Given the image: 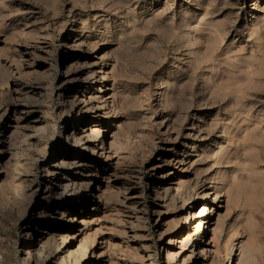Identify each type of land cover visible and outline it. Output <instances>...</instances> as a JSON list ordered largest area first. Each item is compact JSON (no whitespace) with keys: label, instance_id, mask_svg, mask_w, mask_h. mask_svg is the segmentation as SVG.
I'll list each match as a JSON object with an SVG mask.
<instances>
[{"label":"rangeland","instance_id":"rangeland-1","mask_svg":"<svg viewBox=\"0 0 264 264\" xmlns=\"http://www.w3.org/2000/svg\"><path fill=\"white\" fill-rule=\"evenodd\" d=\"M73 36L80 37L77 48L76 45L73 48L65 45ZM0 51V111L4 112L16 103L21 110L26 107L36 112V116L47 121L48 127L47 132L39 135L37 144L23 138L38 128L26 130V125L18 131L13 130L10 147L6 146L12 157L8 156L0 166L4 174L0 180V264H23L24 254L15 241L23 227L19 221L8 219L7 208L15 207L22 216L29 205L27 201L33 197L31 185L37 193L34 206L38 207L37 203L44 200L47 186L42 183L43 172L35 162L49 161L51 153L64 143L62 129L67 114L62 108H68L62 103L65 96L58 89L59 85H69L63 74L72 64L81 70L82 78L88 77L89 87L96 90H88L83 84L67 97L77 93L87 95L91 91L100 96L97 88L101 81L93 77L99 68L108 73L106 83L109 90L118 93L117 113H110L101 124L97 123L99 127L96 128L103 130L98 138L93 137L98 141L97 154L90 147L83 149L65 142L67 150L75 153L80 163L84 160L92 162L83 172L80 171L82 181L86 184L98 174L102 184L98 194L103 193V198L99 202V211L92 218L90 232L97 247L107 249L113 246L108 253L116 255L119 264H166V254H160L161 245H168L170 239L176 238L172 244L173 252H179L182 247L178 245V229L186 228L188 233V225L183 221L186 214L188 211L197 213L208 200L202 199L192 210L191 206L182 208L181 201L177 200L176 204L163 208L164 213L159 218L158 213L150 209L154 195L149 182L151 179L158 181L162 173L152 169L172 155L186 152L192 160H199L197 168L187 171L184 177L192 187L197 180L213 176L218 169L213 158L202 157L204 149L205 153L210 152L219 149L223 143L221 146L228 147L227 150L234 146L236 151L230 150L232 157L244 154L246 148L251 157L257 156L256 164L251 163L252 175H245L247 178L239 185L234 183L233 191L224 185L221 187L220 179L216 182H221L218 185L222 189L216 210L224 217L223 236L232 237L235 244L247 242V226L254 222L256 225H252H255L259 237L257 245L264 252V0H0ZM92 111L87 119L90 127L97 126L90 118L94 114ZM196 116L203 124L217 121L218 125L210 129L212 134L205 141L197 142L194 149L190 144L185 146L182 140ZM166 117L173 121L172 131L176 133L181 129L183 132L178 140H174V132L170 134L171 140L166 137L168 132L164 135L166 128L161 122ZM247 126L260 134L254 137L255 140L251 138L245 147L240 143H243ZM224 128L227 133L223 132ZM109 129L120 133L111 165H107L105 157H99L111 142ZM234 133L241 134L239 140ZM3 154L4 151L0 153L1 157ZM223 166L222 169L232 168V164ZM88 169L93 173L90 174ZM258 174L262 180L256 177ZM108 177H112L110 188L106 185ZM256 190L258 196L255 198ZM129 195L132 198L124 203ZM29 207L33 209V206ZM157 222L162 224V231L166 234L160 241L155 231ZM38 223L32 226L33 233ZM195 224L193 222L192 226ZM192 226L189 224V229ZM52 247L47 253L56 245ZM234 254L236 258L239 253ZM180 262L182 260L175 261V264ZM225 262L230 264V260Z\"/></svg>","mask_w":264,"mask_h":264},{"label":"bare ground","instance_id":"bare-ground-1","mask_svg":"<svg viewBox=\"0 0 264 264\" xmlns=\"http://www.w3.org/2000/svg\"><path fill=\"white\" fill-rule=\"evenodd\" d=\"M255 28L256 27H254L253 29H255ZM254 33H257V32L254 31ZM217 41H219V40H217ZM78 42H80V37L79 36H73V37H69L66 40L65 45L67 47L73 48L76 45V43H78ZM193 44H194V42H193ZM78 45L79 44H77L75 46V48H77ZM79 48H81V47H79ZM0 53H1V51H0ZM204 56H206V55H204ZM211 58H212V56H211ZM213 60H214V58H213ZM103 69L104 68H99V70L95 71L93 74V77L95 79L101 81V83L98 84L99 86L97 88L98 93H101L100 96H95V93H91L93 90H96L95 87L91 86L92 89L89 87L88 77L82 78L81 70L78 71L77 66L74 67L72 64L66 70L64 69L65 73L63 74V78L67 79L66 81H68L69 85H66L67 87H64L63 85H59L60 89H58V90H60V93H62V95L65 96L62 99V103L66 104V106L68 108V110H65L66 107L62 108L65 111V113L67 114L65 117L66 118L65 119V125L63 126L64 128L62 129L63 133H64L63 134L64 143H62L60 145L58 150L51 153L52 155H51V158L49 159V161H45V159H44L42 162L40 160L35 162L38 165V169L40 168L43 172L42 183L46 184V186H47V191H46L44 200L40 203H37L38 207L34 206L35 201H36L35 195L37 193H35L36 191H34V186L31 185V187H32L31 188V196H33V197H32V199H30V201L32 200V202L25 200V201L29 202V205H28L27 209H25V212L22 216L18 215V210L15 207H11V208L8 207L7 208L8 219L13 220V221H19L23 227L22 231L17 233L18 235L16 236L17 238L15 240L16 245L18 246L20 251L23 252L22 254H24L23 255V262H22L23 264H119L117 261V256L114 254L108 253V251L110 249H112L113 246H112V248H110L111 246L109 245L110 247L107 249L104 246L103 247H97V245L95 243L96 241L94 242V240L92 239L91 233H90L91 232V226L93 225V222H94V220H93L95 217L94 215L97 214V212L99 211V208H100L99 202H100L101 198H103V193L98 194L100 191V188L102 187L101 181L99 180V175L97 174L96 177H93L91 180H89L85 184V182L82 181L83 177H81L82 175H80V171L83 172L84 169H86L92 162H90V161L87 162L86 160H84V161L82 160L83 162L80 163V161L77 160V158L75 157L76 154L67 150L68 145L66 146V143H65L67 141L70 144L74 145L75 147L78 146L79 148H83V149L90 147L92 149L93 153L97 152V142L98 141L94 140L93 137L98 138L100 136V134L103 132V130H101L100 128H96V127H99L97 123L101 124L102 119L105 118L106 116H108V114L110 115V113H112V114L117 113V112H115L116 111V108H115L116 104L115 103H116V98H117L118 93L115 91L111 92V90H109L108 84L106 83L107 82L106 78L108 76V73H103L102 72ZM199 69H200V67H199ZM83 84H86V88L88 90L91 89L92 91L90 93H88L87 95L79 96L77 93L73 97H71V96L67 97L68 94H70L74 91V88L78 89ZM95 85L97 86V84H95ZM241 88H242V86H241ZM235 91H237V90H235ZM27 93H29V92H27ZM23 95H25V94H23ZM24 100L28 101L26 99H24ZM237 103H238V101H237ZM239 106L236 108H239ZM242 109H244V108H242ZM91 110H93L92 112H94V114L90 115V118L94 119L95 121H93V123L97 124V126H94L95 128L90 127V123L87 122V119H89L88 114L90 113ZM231 110H232V108H231ZM1 111H0V153H2L4 151V154L2 157L0 155V166H2L3 163H5L4 160L7 159L8 156L10 158L12 157L11 151L6 149V146L7 145L9 146V142H11L13 130L17 129V131H18V129H20L26 125H27L26 130H29L31 128L32 129L38 128V130L33 131L32 134H28V136L26 135L25 138H23L26 140H31L33 142H36V144L39 142V139H38L39 135L48 131L47 121L44 118H40L39 116H36V114H35L36 112L34 113L33 111L30 110V108L25 107L24 110H21L19 104L15 103L14 105L9 106L7 109H5L4 112H1ZM34 111H35V109H34ZM237 111L235 109V112H237ZM247 111H249V110H247ZM244 112H246V111H244ZM234 115H236V114H234ZM230 116H231V113H230ZM237 116H239V114ZM237 116H235V117H237ZM176 117H177V115H176ZM245 119H248V118H245ZM225 121H226V119H225ZM243 121H244V118H243ZM202 122L203 121H201L200 117L197 118V116H196L194 121L191 123V126H190L191 128L188 129L187 132H185L186 133L185 135L183 134L184 136L182 135L183 132L179 128H178L179 129L178 131H177V129L175 130L178 133L177 132L175 133L174 131H172L171 127L173 125V121L171 118L166 117L165 121H163L161 123H162V125H165V128H166L164 135H166L168 132V136H166L167 139L171 140L170 134H172L174 132V134H176V137L174 138V140H178L181 136H183L182 141H183L184 145L186 146V145L190 144L191 148L195 149V145L197 144V142H199L201 140L205 141L208 138V136H210L212 134V133H210L211 132L210 129H212L216 125H218L217 121L211 122L210 124L208 122H204V124H203ZM223 122H224V120H223ZM245 122H246V120H245ZM249 123H251V122H249ZM31 125H33V126H31ZM188 125H190V124H188ZM230 125H231V123H230ZM238 125H242V124L238 123ZM248 125H250V124H248ZM236 126H237V124H236ZM236 126H235V128H236ZM173 127L175 128V125ZM225 128H224L223 132L227 133V131H226L227 129H225ZM248 128L245 130V132L243 134L244 137L242 138V141H241L243 143H240V145L243 144V145H245V147L247 146V143L249 141H251V138H253L255 140L254 137H256L260 134V132L258 130L257 131L259 132V134H256V129H254L253 127L249 128V129ZM244 129H245V127L243 128V131H244ZM116 130H117V127H116ZM228 130H229V128H228ZM238 130H239V128H238ZM22 131H24V130H22ZM108 131H111V133H112L111 142L108 144V147L106 149H104L99 154V157H103V158L105 157L107 165H111L112 153H114V150L119 143V134L120 133L118 134V133L114 132L113 129L112 130L109 129ZM213 131H215V130H213ZM232 131H233V129H232ZM232 131H230V132H232ZM236 131L237 130H235V132ZM20 132L21 131H19V133ZM222 135H221V137H223ZM234 135H236L235 137L238 140L241 137V134H239V133H236V134L234 133ZM218 137H220V136H218ZM125 139H126V137H125ZM120 140H122V139H120ZM229 142H230V140H229ZM102 143H104V142H102ZM220 144L222 145L223 143H220ZM220 144H218V145H220ZM221 145H220L219 149H216V150H213L211 148L212 151L210 150V152L208 151L205 153V149H204V152L202 151L203 152L202 157H207V158L211 157V158H213L214 162L218 165V167H216V168H218L216 170L217 173H215L216 172L215 171L213 173L214 174L213 176H210L209 178H206L203 181L197 180L195 185L192 187H190L191 185L190 186L188 185L190 183L188 182V179L185 180L184 177L186 176L187 171L189 172L190 169L197 168L196 166H197L199 160H195V159L192 160L191 159L192 157L186 152L181 151V153L179 155H172L168 159H165L162 164L155 165V167L152 169L154 171H160L162 173V176L159 175L160 179H158V181L151 179L149 182V186L152 189V192L154 195L152 197V200H151L150 209L153 210L154 213H158L159 218L162 217V214L164 213V211L162 209L163 208L166 209V207L170 206V204H176L177 200L181 201V203L183 205L182 208H184L185 206H187V207L191 206L190 210H192V208H194V207H197V205L200 204L199 202L202 199L208 200L200 208V210L198 209L199 211H197V213H193L192 211L191 212L188 211L186 216L184 215L185 219L183 218L184 219L183 221H184V224L188 225L187 226L188 233L186 232V228H184V229L179 228L178 229V238H177V239H179L178 245L182 247V249L179 252L178 251L173 252V245L172 244H175V242L177 241L176 238L170 239V243H168V245L161 243L162 245L160 248V254H164V253L166 254V261H167L166 264H175V261H179V260L180 261L182 260V263L180 262L181 264H226V262H225L226 260H227V262H229V260H230V264H264V252H262L259 248L260 246L258 247V245H257L259 242V239H258L259 237H258V233L255 231V227H254L256 224L254 222H252V224H255V225L249 224L247 226L248 230L245 229L246 233H249L248 234L249 237L247 236L249 238V240L247 242H245V240H244V241H241V242H238L237 244H235L234 243L235 239H232V237L230 239H228L227 235H225L227 237L223 236L225 233L224 232V227H225L224 223L225 222L223 221L224 217L220 213L217 214V210H216V203L219 201V198L222 194V189L219 187L218 184H220L222 182L221 187H223V185H224L226 188L228 187L229 191H231L232 188H234V186H233L234 183H236V185H239V182L241 183V181L243 182V179H245V177L247 178V176H245V175H248V176L252 175L253 167H252L251 163L256 164L255 159H257L256 158L257 156L254 157L255 155H253L254 158L251 157L250 156L251 153L249 154V150H247V148H246V150L243 151L244 154L238 153L236 155L233 152L236 155V157H232L231 156L232 152L230 150L234 146L232 148L230 147L231 148L230 150L229 149L227 150L228 147L225 148L224 146H221ZM226 145H228V144H226ZM243 145H242V147H244ZM249 146H251V145L249 144ZM12 148H9V149H12ZM19 148H22V147H19ZM239 149H242V148H239ZM239 149H238V151H239ZM196 152H198V150ZM44 153H45V151H44ZM38 154H40V153H38ZM35 155H37V154H35ZM52 159H54L53 160L54 162L51 161ZM201 161H202V159H200V162ZM224 164L226 166L229 164H232V168L226 169V168H228V166H227L225 169H222L224 167L223 166ZM88 170H89L88 172L90 174L93 173V171H91V169H88ZM195 173H197V172H195ZM199 173L201 174V172H199ZM240 173H242L244 175H241ZM3 175H2L1 170H0V180H2V177H4ZM254 175H256V174H254ZM175 176H177V177L175 178ZM153 177H155V176H153ZM256 177H260V175L258 174ZM111 178L112 177H108L109 182H108V184H106L109 188H110ZM261 178H263V177H260V179ZM219 179L221 182L217 184L216 182ZM252 179L249 181V183H251ZM193 181H194V179H193ZM27 183H28V181H27ZM29 184H31V183H29ZM256 185H257V183H256ZM260 185H261V183H260ZM263 187H264V185H263ZM240 188H242V186ZM248 188L250 189V187H248ZM251 188L253 189V186ZM257 188L259 189L258 186H257ZM237 190H239V189H237ZM242 190H243V188H242ZM125 191H127V190H125ZM234 193H235V189H234ZM237 193H238V191H237ZM241 193H243V192H241ZM246 193H247V190H246ZM236 194H234V197ZM256 195H257V190H256V194L254 196L255 198H256ZM125 198H126L125 199L126 202H124V203H128V201L132 198V196L130 197V195H129L128 197L126 196ZM25 201H23V202H25ZM233 201H234V199H233ZM209 202H211V203H209ZM228 203H229V201L227 202V204ZM26 205H27V203H26ZM30 205L33 206V209H29ZM252 205H254V204H252ZM249 206H251V205H249ZM257 206H259V205H257ZM147 207H148V205H147ZM169 210H170V208H169ZM36 212H38V213H36ZM29 215H31L30 218H28ZM1 217H2V215H1ZM255 217H254V220H255ZM246 218L247 217H245V219ZM8 219L4 218V220H8ZM120 220H121V218H120ZM190 220H191V223H190ZM247 220H249V219H247ZM250 221H251V219H250ZM256 221H258V219ZM37 222H39V223L36 226V231H34V233H33L32 232V230H33L32 226ZM162 222H164V221H162ZM193 222L194 223L196 222V224L194 226H192ZM189 224H191V226H192V227H190V229H189ZM155 228H156L155 231L158 234V240L159 241L163 240V238L166 234L164 231H162V224H159L157 222L155 224ZM232 229H234V228L232 227ZM230 230H231V228H230ZM167 233H169V232H167ZM232 233H229L228 235H230ZM209 235H212V236L209 238ZM233 236L236 237L235 232L233 233ZM90 244H92V246ZM55 245H56L55 249L52 252L47 253L48 249L52 246L54 247ZM7 247H5V248H7ZM230 247H231V249H230ZM117 248H119V247H117ZM114 249H115V247H114ZM176 249H177V247H176ZM235 249H236V251H235ZM237 251L239 254L237 255L238 257H236L237 258L236 259L234 257V255H235L234 253ZM156 252H158V251H156ZM222 253H223V255L225 253V255L222 256ZM15 255H17V254H15ZM45 255H46V257L44 258ZM89 255L90 256L92 255V257H89ZM233 257H234V259H233ZM10 264H11V262H10Z\"/></svg>","mask_w":264,"mask_h":264}]
</instances>
